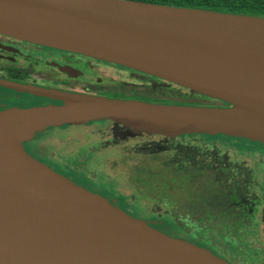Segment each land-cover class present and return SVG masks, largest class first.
<instances>
[{
  "label": "water",
  "instance_id": "water-1",
  "mask_svg": "<svg viewBox=\"0 0 264 264\" xmlns=\"http://www.w3.org/2000/svg\"><path fill=\"white\" fill-rule=\"evenodd\" d=\"M0 34L127 66L228 103L156 104L0 85L140 132L264 142V17L137 0H0ZM61 107L0 110V264H228L52 170L25 145Z\"/></svg>",
  "mask_w": 264,
  "mask_h": 264
},
{
  "label": "flooded vegetation",
  "instance_id": "flooded-vegetation-1",
  "mask_svg": "<svg viewBox=\"0 0 264 264\" xmlns=\"http://www.w3.org/2000/svg\"><path fill=\"white\" fill-rule=\"evenodd\" d=\"M0 81L95 96L121 84L134 88L133 92L142 89L210 99L127 66L2 34ZM220 102L223 107L230 106ZM61 104L0 85V110ZM85 129L67 154L69 160H79L75 165L64 164V171L69 170L64 175L105 196L131 216L206 249L228 264H264V142L229 135L140 132L110 119L94 120ZM25 147L54 170L61 167L51 162L55 156L36 141ZM152 164L163 172L161 176L178 183L173 184L174 191L182 186L197 194L176 195L172 210L165 205L167 189L166 196L164 192L157 196V191L155 199L149 198L126 170L140 171L143 165Z\"/></svg>",
  "mask_w": 264,
  "mask_h": 264
},
{
  "label": "rangeland",
  "instance_id": "rangeland-1",
  "mask_svg": "<svg viewBox=\"0 0 264 264\" xmlns=\"http://www.w3.org/2000/svg\"><path fill=\"white\" fill-rule=\"evenodd\" d=\"M109 89L111 90L101 91L99 96L107 97V98L111 97L113 99L128 100V101L155 102L159 104L223 107V104L220 101L213 99V98H210L207 100L205 98H199V97H193V96L191 97V96L182 95V94H174L172 92H170V94L166 93V95L162 93L157 94L152 91L144 92L142 89H139L142 92H137V91L133 92L134 88L132 89L131 87H125L121 84H116L114 87L109 88ZM63 105L64 104L52 105L55 107L57 106L61 107L60 109L62 110V112L59 113V121L56 124H54L56 126H51V128L49 127L46 131L41 133L35 140L37 145L45 147L46 150L49 152V154H52L55 156L51 162L55 163L56 166H61V167H58L54 170V168L49 166L47 163H44L41 160L40 161L43 162L48 167H50L55 172H57L58 174H60L61 176H63L64 178H66L71 183L91 193L96 194L97 196L104 199L108 203L117 207V205L114 202L110 201L105 196L95 191H92L81 184H78L77 181H75V179H72L73 177L64 175L69 172V170L64 171V170H67V166L65 167L64 164L66 165L69 164L68 166H70V164L75 165L76 161L79 160V159H74V158L69 160V157L67 155L69 149L71 148L72 145H76L75 143H77L78 137L83 136L84 132L86 131L85 128L88 126V123L94 121L95 119H94V116L91 113L87 112L86 110H83L77 107L76 108L70 107L69 109H67L63 107ZM31 143H33V141L30 142L29 144ZM99 160H103V159H99ZM81 162H83L82 159L79 161V163ZM91 165L94 168L96 167L94 160H91ZM79 167H82V166H79ZM87 167L90 168L89 164ZM143 167L144 168L140 171H134V169L126 170V173L129 175L130 180L131 181L133 180L135 182V186L140 191L144 192L149 198L155 199L153 197H156L157 191H158L157 196L162 195L161 192H164L163 196H166V189H167L168 197H165L167 198V200L165 201V203L167 204L165 205L168 206L170 210H172V206L174 204L173 199L175 198L176 195L187 197V196H194L197 194L196 192L187 191L182 186L180 187L178 192L174 191L175 186L173 184L177 185L178 183L175 182L174 179L172 181L171 178H169L168 176H166L165 178L161 176L163 172L162 173L158 172L157 165H154V164L143 165ZM152 167H155L154 170H156L157 173L153 170ZM57 169H59V171ZM147 170H149L150 172H145ZM105 178L107 179V176H105ZM183 197H180V198H183ZM117 208L123 210L121 207H117ZM183 213L186 214L189 212L188 210H184ZM192 215H195V214H192ZM142 222L164 233L165 235L172 237L171 235L157 229V227H155L153 224L148 223L146 221H142Z\"/></svg>",
  "mask_w": 264,
  "mask_h": 264
},
{
  "label": "trees",
  "instance_id": "trees-1",
  "mask_svg": "<svg viewBox=\"0 0 264 264\" xmlns=\"http://www.w3.org/2000/svg\"><path fill=\"white\" fill-rule=\"evenodd\" d=\"M137 1L264 17V0H137Z\"/></svg>",
  "mask_w": 264,
  "mask_h": 264
},
{
  "label": "bare ground",
  "instance_id": "bare-ground-1",
  "mask_svg": "<svg viewBox=\"0 0 264 264\" xmlns=\"http://www.w3.org/2000/svg\"><path fill=\"white\" fill-rule=\"evenodd\" d=\"M15 106V105H14ZM17 106V105H16ZM20 107V106H19Z\"/></svg>",
  "mask_w": 264,
  "mask_h": 264
}]
</instances>
